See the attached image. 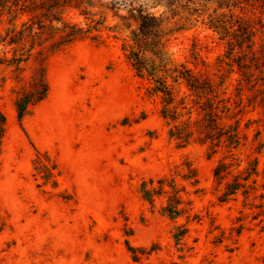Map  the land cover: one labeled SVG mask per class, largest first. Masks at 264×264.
I'll list each match as a JSON object with an SVG mask.
<instances>
[{"label":"rangeland","instance_id":"obj_1","mask_svg":"<svg viewBox=\"0 0 264 264\" xmlns=\"http://www.w3.org/2000/svg\"><path fill=\"white\" fill-rule=\"evenodd\" d=\"M249 4L235 14L264 25V0ZM221 5L220 0H73L63 18L90 27L96 39L42 55L49 91L21 121L13 106L15 73L0 67V113L6 117L0 264H264V111L248 102L253 91H243L245 107L235 116L244 140L232 169L234 174L256 159L257 191L248 198L238 191L222 202L224 184H217L213 170L227 150L211 154L209 145L197 142L177 147L160 116V95L150 92L149 77L138 75L127 59L142 11L161 19L160 43L173 64L211 77L228 73L222 64L226 41L207 25L214 10L229 12ZM18 17L20 23L29 15ZM262 38L259 32L256 40ZM37 58L24 66V79L40 63ZM225 75L227 95L237 102L238 75ZM177 89L185 92L181 84ZM36 151L56 164L55 188L34 170ZM185 163L197 173V188L176 174ZM164 175L185 189L180 196L187 213L174 220L162 212L166 198L150 204L140 193L143 182L156 186Z\"/></svg>","mask_w":264,"mask_h":264},{"label":"trees","instance_id":"obj_2","mask_svg":"<svg viewBox=\"0 0 264 264\" xmlns=\"http://www.w3.org/2000/svg\"><path fill=\"white\" fill-rule=\"evenodd\" d=\"M73 0H0V67L11 69L15 73L14 81L18 84L13 89V106L17 119L21 121L30 108L36 106L47 97L49 86L46 80L44 53H53L76 41L90 36V27L84 29L77 24L70 23L63 18L65 8L71 7ZM76 1V0H74ZM189 1H187L188 3ZM221 6L229 8V12L214 10L208 16L209 29L216 32L220 39L226 41V52L222 64L229 70L219 75L195 73L183 64L175 65L166 56L160 43L161 19L149 13L139 12L138 30L131 39L127 50V59L138 75L149 77L150 92L161 97L160 116L167 127L168 138L179 148H185L194 142L209 145L212 153L218 149L227 150L228 157H222L213 170V177L217 184H224V191L220 201L225 202L234 197L238 191L248 198L257 191L258 176L257 160L250 161L246 168L237 170L235 165L233 174L234 152L242 145L244 137L239 128V120L235 116L245 107L242 104L243 91H253V96L247 98L251 105H257L264 111V25L254 22L243 15L235 14L236 9L252 7L250 0H220ZM198 5V3H196ZM82 15L86 8L76 5ZM222 7H220L221 9ZM28 14L29 18L17 23L19 15ZM7 19H4V18ZM260 32L261 42L256 40ZM160 35V36H159ZM38 55L34 61L40 62L33 70L29 79L22 74L30 59ZM222 68L219 67V72ZM235 72L238 75L236 97L238 101L231 103L227 95L225 74ZM183 85L185 92L177 89ZM236 110V112H235ZM234 120L233 123L227 122ZM6 117L0 113V143L4 133ZM230 158L231 162L226 163ZM33 167L41 175L46 184L57 186L56 177L59 171L56 164L46 153L36 151ZM182 181L190 186L198 185V177L194 168L185 163L180 172ZM231 178L229 181L228 178ZM179 188L172 175L162 176L156 181L141 184L140 193L143 200L152 204L155 198H166V206L162 212L170 219L187 213L182 207L180 196L184 193ZM197 192V190H196ZM261 196V195H260ZM179 230V228H177ZM186 233V229L174 236L179 240ZM128 250L132 249L128 243Z\"/></svg>","mask_w":264,"mask_h":264}]
</instances>
